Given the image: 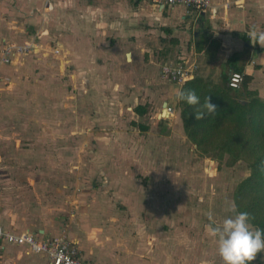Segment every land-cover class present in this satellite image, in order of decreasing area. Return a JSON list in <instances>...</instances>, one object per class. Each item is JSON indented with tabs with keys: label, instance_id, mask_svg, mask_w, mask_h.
Wrapping results in <instances>:
<instances>
[{
	"label": "crops",
	"instance_id": "0c3cea01",
	"mask_svg": "<svg viewBox=\"0 0 264 264\" xmlns=\"http://www.w3.org/2000/svg\"><path fill=\"white\" fill-rule=\"evenodd\" d=\"M211 1L217 10L215 18L211 11L201 15L183 5L157 7L142 0H0V188L5 189L0 191V225L15 232L29 230L41 240L65 236L70 247L91 264H224L215 239L197 232L195 221L165 216L164 170H157L161 193L153 185L138 182L139 175L148 176L138 165L136 171L130 169L135 184L121 171L103 172L109 184L102 190L84 188L86 197L75 207L69 185L55 195L52 192L61 178L53 149L59 141L72 140V122L78 114L74 101L63 100L57 64L62 69L64 63L67 84L80 89L66 95L74 100L79 92H87L84 83L96 86L101 81L99 67L108 70L120 64L122 51L134 60V66L145 69L152 47L165 45L163 65L196 62L195 75L215 82H221L225 72H243L250 77L249 89L257 90L264 100V46L249 38L253 29L264 32V0ZM62 31L65 40L56 42L60 51L52 55L54 47L48 39L59 37ZM31 40L38 43V51L15 53L10 61L3 60L6 43ZM169 97V87H165L167 107L171 106ZM176 103L171 106L174 115L164 116L162 106L156 114L158 121L150 118L149 123L175 120L184 131L178 98ZM137 106L133 113L146 115L138 114ZM77 121L83 118L77 116ZM183 137L188 139L186 134ZM18 141H26L25 145L34 141L33 148L21 150ZM42 161L48 169L25 168V164ZM9 167L15 170L8 171ZM30 185L33 190L29 191L44 197L40 196L42 213L31 217L15 212L17 206L9 196ZM0 264L51 262L44 253H28L25 245L6 244Z\"/></svg>",
	"mask_w": 264,
	"mask_h": 264
},
{
	"label": "rangeland",
	"instance_id": "374dc122",
	"mask_svg": "<svg viewBox=\"0 0 264 264\" xmlns=\"http://www.w3.org/2000/svg\"><path fill=\"white\" fill-rule=\"evenodd\" d=\"M62 33L58 35L59 37L53 36V39H48L54 47L52 55L57 54L54 52L56 42L60 39L65 40V31ZM122 52L120 64L113 65L108 70L104 66L99 67L103 74L99 76L101 81L96 82V86L94 83H84L83 86L86 87L87 92H79L74 100L66 95H71L72 90L78 92L80 89L67 84L65 65L63 63L60 69V65L57 64L60 70L57 74L58 86L64 88L63 100L67 103L74 101L78 114H74L75 118L72 122V140L59 141L53 149V157L57 158V169L61 173V178H58L57 183L53 181L55 184H53L52 192L55 195L69 185L71 192L75 194L71 197L75 207L86 197L83 196L84 188L102 190L109 184L103 172L121 171L123 176L128 177V180L133 183L135 180L130 177V169L135 170L138 165L139 171L148 175H139L138 182L153 185L159 190L158 193H161L159 188L162 178L157 170H164L165 216L195 221L194 229L203 236L208 235L207 225L210 223V213L217 222H222L226 216L232 215L225 211V202L234 201L235 188L250 174L249 162L246 158H242L236 164L229 165L227 157L219 161L202 154L196 144L183 137L185 132L175 120L162 119L158 124H152V122L150 124V118L158 121L156 114L165 101V87H169L170 90V105L174 107L177 105L175 93L179 86L166 81L162 75L165 45L155 44L152 47L150 52L152 56L149 57L148 54L146 57V62L149 64L145 69L134 66V60L132 61L124 51ZM126 52L132 54L130 50ZM113 60L118 63L117 58L113 57ZM112 76L118 81L113 82ZM146 80H151L152 83ZM115 87L118 90L114 91ZM120 92H122L121 96ZM141 102L146 105L147 113L138 117L132 109ZM163 115L168 114L165 112ZM77 116L83 118V121L78 123ZM164 116L160 114L159 117ZM140 124L148 125V129L140 130ZM25 142H19L21 150L29 146L33 148L34 141L29 145H25ZM14 166L18 169L17 164ZM25 166L21 168L48 169L47 163L43 161L41 164L29 163ZM5 168L7 170V167ZM8 169V171L15 170L12 167ZM64 173H70L72 176L67 178ZM66 181L68 182L63 183ZM30 186L9 195L15 202L14 206H17L15 212L26 213L24 215L29 217L33 213L34 215L42 213L41 199L44 198L41 193L29 191L33 190V186ZM3 190L5 189L0 188L1 192H4ZM159 196L162 195L159 194ZM91 197L95 198L90 195V199ZM114 201L116 200L112 199V202ZM191 226L185 227L193 228ZM249 264H264V251L258 253L256 260Z\"/></svg>",
	"mask_w": 264,
	"mask_h": 264
},
{
	"label": "trees",
	"instance_id": "16d2710c",
	"mask_svg": "<svg viewBox=\"0 0 264 264\" xmlns=\"http://www.w3.org/2000/svg\"><path fill=\"white\" fill-rule=\"evenodd\" d=\"M229 77L225 72L221 82H215L195 75L182 86L181 90H195L200 98V105L195 106L180 100L183 127L202 154L219 161L227 157L229 165L248 160L250 174L235 188L234 201L239 211L254 217L251 223L255 227L264 229V100L257 90L249 89L250 77L245 76L241 90L229 86ZM207 96L216 105V113L197 120L196 111ZM135 111L142 115L147 108L138 105ZM141 129L148 126L141 125Z\"/></svg>",
	"mask_w": 264,
	"mask_h": 264
},
{
	"label": "built area",
	"instance_id": "2783aa9c",
	"mask_svg": "<svg viewBox=\"0 0 264 264\" xmlns=\"http://www.w3.org/2000/svg\"><path fill=\"white\" fill-rule=\"evenodd\" d=\"M157 7L183 5L195 9L198 12L207 13L211 11V17L215 18L217 10L211 0H142ZM38 43L34 40L19 44L16 42L6 43L3 49V60L10 61L11 56L17 54H28L38 51ZM60 49L55 48L54 52L59 53ZM198 68L196 62L189 63L182 60L177 63H166L162 67V75L165 80L185 85L195 76ZM245 74L240 71H232L229 77V86L234 89H240L243 85ZM168 115H174L173 107L166 108ZM6 244L25 245L28 253H44L48 256L51 264H91L85 261L75 250L70 247L69 241L65 236H54L50 239H38L31 231L15 232L6 230L0 225V252L5 249Z\"/></svg>",
	"mask_w": 264,
	"mask_h": 264
},
{
	"label": "clouds",
	"instance_id": "9594fccd",
	"mask_svg": "<svg viewBox=\"0 0 264 264\" xmlns=\"http://www.w3.org/2000/svg\"><path fill=\"white\" fill-rule=\"evenodd\" d=\"M249 38L252 42L264 46V32L253 29L249 32ZM175 94L179 100L186 101L189 105H200V98L195 90L177 89ZM210 100V96L204 98L200 109L196 111L197 120L216 113V105ZM225 203V211L232 215L226 216L222 222H217L210 213L207 229L217 243L218 254L224 264H249L256 260L258 253L264 251V229L255 227L251 223L254 217L246 211H239L234 201Z\"/></svg>",
	"mask_w": 264,
	"mask_h": 264
},
{
	"label": "water",
	"instance_id": "95a60500",
	"mask_svg": "<svg viewBox=\"0 0 264 264\" xmlns=\"http://www.w3.org/2000/svg\"><path fill=\"white\" fill-rule=\"evenodd\" d=\"M204 14V12H202V14L201 15H203ZM167 105H168V102L167 101H164V103H163V106H164V108H167ZM165 111V110H164ZM163 111V112H164Z\"/></svg>",
	"mask_w": 264,
	"mask_h": 264
},
{
	"label": "bare ground",
	"instance_id": "6f19581e",
	"mask_svg": "<svg viewBox=\"0 0 264 264\" xmlns=\"http://www.w3.org/2000/svg\"><path fill=\"white\" fill-rule=\"evenodd\" d=\"M165 112H167V110H165L164 113H165ZM164 113H163V114H164ZM167 113H168V112H167Z\"/></svg>",
	"mask_w": 264,
	"mask_h": 264
}]
</instances>
